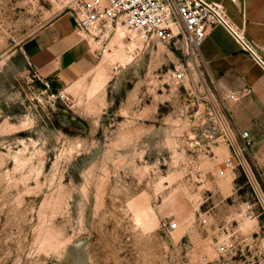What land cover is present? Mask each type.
<instances>
[{"label": "rangeland", "instance_id": "374dc122", "mask_svg": "<svg viewBox=\"0 0 264 264\" xmlns=\"http://www.w3.org/2000/svg\"><path fill=\"white\" fill-rule=\"evenodd\" d=\"M80 2L0 0V264H264V213L173 44L119 25L116 56L85 34L78 77L32 68L24 42Z\"/></svg>", "mask_w": 264, "mask_h": 264}, {"label": "built area", "instance_id": "2783aa9c", "mask_svg": "<svg viewBox=\"0 0 264 264\" xmlns=\"http://www.w3.org/2000/svg\"><path fill=\"white\" fill-rule=\"evenodd\" d=\"M76 16L78 29L90 37L92 41H88L95 45L97 55L108 52L116 56L117 50L109 41L119 25L146 44L159 41L173 44L180 51L182 67L174 76L179 80L196 77L195 89L209 104L211 136L220 139L226 148L224 166L238 169L244 175L257 198L256 204L264 213V184L251 160L253 135L249 129L239 126L230 104L246 93H223L201 52L210 26L225 21L223 8L206 0H81ZM241 40L246 49L255 51L253 42ZM114 67L117 69L118 65ZM177 228V221L164 220L165 232Z\"/></svg>", "mask_w": 264, "mask_h": 264}, {"label": "crops", "instance_id": "0c3cea01", "mask_svg": "<svg viewBox=\"0 0 264 264\" xmlns=\"http://www.w3.org/2000/svg\"><path fill=\"white\" fill-rule=\"evenodd\" d=\"M206 1L223 8L225 22L210 26L201 52L223 93H246L230 104L239 126L253 135L251 160L264 184V63L241 40L253 42L264 61V0ZM23 50L38 75L49 79L78 77L95 59L77 27V16L70 13L36 31L24 42Z\"/></svg>", "mask_w": 264, "mask_h": 264}, {"label": "water", "instance_id": "95a60500", "mask_svg": "<svg viewBox=\"0 0 264 264\" xmlns=\"http://www.w3.org/2000/svg\"><path fill=\"white\" fill-rule=\"evenodd\" d=\"M203 2V1H202ZM205 5H208L206 2H203ZM223 22H225V21H223ZM249 51L255 56V57H257L262 63H264V61L257 55V53L255 52V51H253V50H251L250 48H249Z\"/></svg>", "mask_w": 264, "mask_h": 264}]
</instances>
